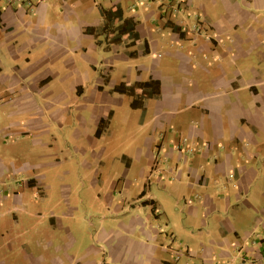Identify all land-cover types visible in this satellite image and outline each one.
<instances>
[{"label": "crops", "instance_id": "1", "mask_svg": "<svg viewBox=\"0 0 264 264\" xmlns=\"http://www.w3.org/2000/svg\"><path fill=\"white\" fill-rule=\"evenodd\" d=\"M0 264H264V0H0Z\"/></svg>", "mask_w": 264, "mask_h": 264}, {"label": "trees", "instance_id": "2", "mask_svg": "<svg viewBox=\"0 0 264 264\" xmlns=\"http://www.w3.org/2000/svg\"><path fill=\"white\" fill-rule=\"evenodd\" d=\"M117 13H118V10H116V11L113 12V14H117ZM103 14H104L106 17H108V15L111 14V11H110V10H108V11L105 10V11H103ZM142 86H143L144 88H147V87L150 86V84H149V83H143Z\"/></svg>", "mask_w": 264, "mask_h": 264}, {"label": "rangeland", "instance_id": "3", "mask_svg": "<svg viewBox=\"0 0 264 264\" xmlns=\"http://www.w3.org/2000/svg\"><path fill=\"white\" fill-rule=\"evenodd\" d=\"M108 71H109V70H107L106 72L108 73ZM9 141L12 142L11 145H16V146H18L17 144H14L15 142H14L13 140H9ZM25 141L29 142L27 139H25ZM13 154H15V153H14V151L11 150L10 155L7 156L8 160H10V158H11V156H12ZM178 252H179V251H178ZM178 254H180V253H178Z\"/></svg>", "mask_w": 264, "mask_h": 264}, {"label": "built area", "instance_id": "4", "mask_svg": "<svg viewBox=\"0 0 264 264\" xmlns=\"http://www.w3.org/2000/svg\"><path fill=\"white\" fill-rule=\"evenodd\" d=\"M178 255H179V254H178ZM178 255H177V256H178Z\"/></svg>", "mask_w": 264, "mask_h": 264}]
</instances>
